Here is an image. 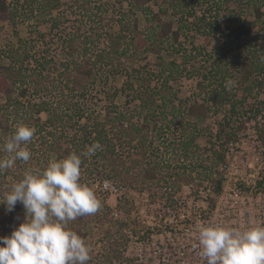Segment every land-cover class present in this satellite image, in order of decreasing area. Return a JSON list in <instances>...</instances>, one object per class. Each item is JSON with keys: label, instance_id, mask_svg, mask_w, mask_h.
<instances>
[{"label": "trees", "instance_id": "trees-1", "mask_svg": "<svg viewBox=\"0 0 264 264\" xmlns=\"http://www.w3.org/2000/svg\"><path fill=\"white\" fill-rule=\"evenodd\" d=\"M71 1L80 9H86L87 4L91 3V0ZM134 1L140 5L152 1L157 7L156 11H148V27L140 31L135 21L127 22L125 28L130 32L127 39H125V30L109 31L106 34L108 45L100 51H94L88 46L101 33H89L82 37L74 33L66 39L61 56L56 57L45 46L52 39L48 37L45 44L43 42L39 44L48 34L36 30L31 31L34 33L32 40L18 35L15 37V44L6 50L8 63H2L4 54L0 49V93L4 97L0 105V149L14 131L15 125L22 123L35 129L34 136L27 144L32 153L30 161L27 163L17 161L14 168L0 172V194L6 187L21 179L27 168L40 165L44 158L54 155L60 159L73 152L79 155L94 142H99L102 147L95 155L81 157V182L86 185L89 182L88 186L101 201V208L93 215L68 222L67 227L83 238L90 245L92 252L95 241L91 243L84 238L89 223L98 220L110 224L111 227L106 233L109 248L101 253L105 258L103 261H107L108 264H112V260L118 256L114 253L115 243L122 238V230L128 225V221L126 216L123 219L108 217L111 208L105 201V193L99 189L100 181L104 177L115 179L120 183H150V181L157 183L155 170L165 163L148 160L146 161L148 168H143L141 163L145 158L146 149L154 142L164 140L168 141L167 147L173 150L176 146H180L183 156L194 155L191 161L187 159V163L175 168H197L198 175L213 174L216 194L222 190L224 181L223 175L212 169L217 159L216 154L212 158L206 157L203 153L193 154L197 148L195 147L196 128L191 126L189 121L184 120V115L196 113L195 109L200 108V105L193 102L185 106L181 101L176 104L177 97L169 86L170 80H177L185 67H180L174 59L169 60L159 55L156 57L159 71L150 74L152 79L150 76L147 77L146 71L143 70L145 65L135 68L138 58L144 59L147 52L158 54L163 49L169 50L174 47L179 37V30L185 22L183 17H190L195 12L193 1ZM231 1L236 3L237 7L224 6L229 22L227 32L220 37L221 44L214 50V54H208L206 57L205 71H199L200 69L196 71L201 82L209 81L208 85L215 82V91L219 90L223 93L220 99L217 95L214 97V106L217 112L218 104H225L215 134V137L224 140H228L234 134L229 127L233 119L241 125L243 117L247 118L249 109L247 98L248 94L252 93V86L259 83L260 88H264V33L260 35L259 43L247 44L240 40L241 36L254 33L258 27L255 19L249 20L243 17L244 10L253 7L259 12L264 0ZM60 5L61 0H21L18 1V5L10 6L8 0H0V26L5 21L14 24L15 19L21 13H25L32 16L39 24H46L51 29L62 20L55 14ZM189 8L190 10L187 11ZM167 13L172 15V19L164 21L162 16ZM203 15L204 13L197 19L201 28H205L204 23L200 21L205 19ZM180 20L183 22L181 23ZM175 24L176 27L173 28ZM209 28H212L211 23ZM215 29L217 30L218 27H213V31ZM183 56L186 54L183 53ZM101 73L113 78L117 74L125 73L126 78L120 89H112V86L105 85L102 92L109 100H113L118 93H123L127 104L132 100L136 101L137 105L132 109L126 107L125 111L111 110L107 105L102 116L101 108L93 103L95 84L92 83ZM135 80L139 81L136 87L133 86ZM227 80L234 82L230 90L225 87ZM240 88L244 90L242 96L236 93ZM57 94L60 95L56 97ZM258 104L264 110V101L261 100ZM205 108L208 110V107ZM260 108L257 105L254 113L260 111ZM250 110L252 111L253 108ZM42 114H44L43 119ZM170 125L181 126L180 136L168 137L167 130L170 129ZM119 148L126 150L128 161L123 158L122 153L117 152ZM135 148L137 151L132 150ZM3 154L0 151V155ZM165 166L170 165L167 163ZM137 168L138 170L134 171ZM176 170L178 171L177 168ZM180 179L185 178L178 177L177 180ZM260 183L261 180L258 181V185ZM164 195L160 192L161 197ZM168 196L173 201V196ZM119 207L128 210L125 202ZM23 218L24 209L21 204H17L11 213L6 212L5 207L0 205V236L9 235ZM97 264L102 263L100 261Z\"/></svg>", "mask_w": 264, "mask_h": 264}, {"label": "rangeland", "instance_id": "rangeland-1", "mask_svg": "<svg viewBox=\"0 0 264 264\" xmlns=\"http://www.w3.org/2000/svg\"><path fill=\"white\" fill-rule=\"evenodd\" d=\"M18 1L21 0H8L10 6L18 5ZM190 1H193L195 12L190 17H183L185 22L180 20L181 23L183 22V27L179 30V37L174 45L175 48L163 49L158 54L149 51L145 54L144 59L143 57L138 58L139 61L137 60L135 68L145 65L146 67L143 70L146 71L147 77L151 73H158L159 69L156 65L158 60L156 57L159 55L169 60L174 59L180 64V67H185L177 80H170L169 86L177 97L175 100L176 104L181 101L185 106L193 102L200 105V108L195 109L196 113H185L184 115V120L189 121L191 126L196 128L195 147L197 148H195V153L193 154L196 155L197 153L199 155L203 153V155L210 158L216 154L215 157L217 159L214 166H217V163L219 164L222 160L220 156L223 152L226 149L229 150V148L233 150V157H237L235 164L238 165L239 174H230L228 179L223 177V185L225 187L227 184H236L245 195L244 203L240 204L241 202L236 197L227 196V198H220L221 194L219 197H215L216 190L214 188L213 174L198 175L197 172L196 176L193 177L190 174L192 172L191 169L186 170L176 167L177 169L179 168L178 171L176 170L175 165L180 166L182 163H187L188 160L191 161L194 155L193 157L190 154L187 157L183 156L180 152V146H176L174 150L168 148L166 144L168 141L154 142L153 145L146 149L145 158L141 164L143 168H148L149 165L147 166L146 161L155 160L170 165L165 166L164 164V166L162 165V167L155 170V176L158 177L157 183L154 181H150V183H120L109 177L102 179V181L109 180L117 186L123 187L121 192L105 193V201L111 208L108 217L123 219L126 216L128 221V225L122 230L124 241L119 238L118 243L114 242L116 245L114 253L118 256H115L112 264H194L192 262L193 250L189 248L191 246L189 244L186 246L187 258L176 257L178 244L175 243H177V239L182 238L180 228L185 223L178 218L181 214L189 215L188 219H194L200 213V220L204 223L215 226L216 222L217 225H220L218 222L223 220V227L238 228L241 231L249 227L264 225V110L258 104L261 100L264 101V88H260L259 83L252 86V93L248 94L247 98V106L249 107L246 114L247 118L243 117L241 125L237 121H233L235 120L233 119L229 127L232 128L234 134L228 140H224L223 138L215 137V134L217 123L225 104L219 103L217 112H215L214 106V97L217 95L220 99L223 93L219 90L215 91V82H212V85H208L209 81L201 82L198 78V72H196L199 69V71H205L206 57H208V54H214V50L221 44L220 37L227 32L229 20L224 6L228 5L230 8H236L237 5L231 0ZM90 2L87 4L86 9H80L71 0H61V5L55 14L59 15L62 20L51 29L46 24H39L32 16L25 13H21L15 19L14 24L8 21L2 22L0 26V49L4 54L2 63H8V59L5 56L6 50L15 44L17 35L32 40L31 37H33L34 33H31V31H42L48 34L39 44H42V42L45 44V41H48V37L52 39L45 46L54 56L58 57L61 56L69 35L77 33L82 37V35L89 33H101L88 46L94 51H100L108 45L107 32L125 30V39H127V35L130 33L125 28L127 22L135 21L138 29L143 31L148 27V11H156L157 9L152 1L144 5L136 4L134 0H91ZM189 10L190 8L187 11ZM202 13H204L203 17L205 19L200 21L204 23L205 28H201L197 20ZM171 16V14L167 13L162 16V19L164 21L171 20ZM100 17L102 18L101 21ZM243 17L249 20L255 19L258 27L254 33L241 36L240 40L247 44L259 43L260 35L264 33V4L260 5L259 12L253 7L247 8L243 12ZM214 19L217 21L215 22ZM209 23H211V29L209 28ZM216 26L218 29L213 31V27ZM175 27L176 24L173 28ZM92 36L95 37V35ZM82 46L83 43L81 44ZM183 53L186 56H183ZM200 65H203V67ZM106 77L109 79L107 80ZM125 78V73L117 74L114 78L101 73L92 81L95 84L93 85L95 86L93 103L101 108L102 116L107 105L110 106L111 110L116 111H125L126 107L132 109L137 105V102L132 100L127 104L123 93H118L113 100H109L105 97V93L102 92L105 85L108 87L112 86V89H120ZM138 85L139 81L135 80L133 86L136 87ZM236 93L238 96H242L244 90L241 88L237 89ZM59 95L57 94L56 97ZM3 101L4 97L0 93V105ZM257 105L261 110L254 113ZM205 106L208 107V110H206ZM250 108H253V110L251 111ZM43 118L44 114H42ZM180 128L181 126L170 125V129L167 130L168 137L180 136ZM150 133L149 135H151ZM152 135H154V131H152ZM132 150L137 151V148ZM125 151L119 148L117 152L122 153L123 158L128 161L129 158H127ZM190 153L192 155V152ZM50 158L56 157L50 155V157L44 158L40 165H35L34 168L41 169L45 167ZM137 170L138 168L134 171ZM255 171L258 172L261 183L253 186L251 180ZM178 177H184L185 179L177 180ZM205 179L209 181L213 189L212 195L202 196L196 190L198 185H202L201 183ZM168 186L175 192V198L172 197L173 201L168 196L171 195L169 194L170 192H167V194L163 192L164 188ZM160 192L165 194L164 197L160 196ZM207 201L211 204H208L207 208H205ZM215 201H217L219 209L213 208L214 210L211 211V205ZM122 202H125L128 208L127 211L119 207ZM226 203H234L237 206L232 209L224 208L222 211L220 207ZM238 204L240 207H238ZM214 206L215 204L212 207ZM168 207L171 210H167ZM205 211H208V213ZM215 212L216 214L214 215ZM172 213H176V215L174 216ZM168 217H173L172 221H169ZM107 224L98 220L89 223L84 238L91 243L95 241V247L87 264H97L100 261L102 264H108L107 261H103L105 258L101 256V253L103 254L104 250L109 248L106 233L111 225ZM170 237L173 238V241H169L168 238Z\"/></svg>", "mask_w": 264, "mask_h": 264}, {"label": "clouds", "instance_id": "clouds-1", "mask_svg": "<svg viewBox=\"0 0 264 264\" xmlns=\"http://www.w3.org/2000/svg\"><path fill=\"white\" fill-rule=\"evenodd\" d=\"M232 80L225 82L231 89ZM35 129L17 124L3 143L0 172L29 162L27 144ZM94 142L81 154L75 152L50 158L41 169L27 168L21 179L0 194V205L11 213L17 204L24 209L23 221L7 236H0V264H87L91 247L68 222L97 213L101 201L81 182V157H91L101 149ZM198 255L202 264H264V225L243 231L201 223L197 227Z\"/></svg>", "mask_w": 264, "mask_h": 264}, {"label": "built area", "instance_id": "built-area-1", "mask_svg": "<svg viewBox=\"0 0 264 264\" xmlns=\"http://www.w3.org/2000/svg\"><path fill=\"white\" fill-rule=\"evenodd\" d=\"M220 157L222 158V160L219 164L217 163V166H214L212 168L213 171L217 169L218 172L221 173L223 175V177L227 178V179L229 178L230 174H239L238 165L235 164L236 163L235 160L237 157H233V150H231L230 148H229V150L226 149ZM178 164H180V163H178ZM183 164H185V163H183ZM177 166H179V165H177ZM186 170H188V169H186ZM191 171H190L191 172L190 174L193 177H195L197 172H198L197 168L191 169ZM252 177H253V179L251 180V182H252L253 186H255L258 184V181L260 180L258 177V172L255 171V173L252 174ZM207 179L203 180L201 183L202 185H200V186L198 185V187L196 188L197 192L202 196H207V195L213 194V192H212L213 189L211 188V185ZM99 189L104 193H108V192L116 193V192H121V189H123V187L119 186V185L117 186L116 184H114L113 182H111L109 180H103L99 184ZM163 192L165 194H167V192H170L169 194H171L173 196V198H175V194H174L175 192H174V190H172V188L170 186L165 187ZM220 194H221V196H220ZM217 196L218 197L220 196V198H223V197L227 198V196L232 197V198L236 197L241 202L240 204L244 203V197H245L243 191H241V189L236 184H232V185L227 184L225 187L223 185L222 190L219 192V194L215 195V197H217ZM208 204H211V203L207 201L205 208H207ZM214 204H215V206L212 207ZM214 204L211 205V208H210V209H212L211 211H213L214 209H216V210L219 209V207H218L219 205L217 204V201H215ZM234 206H237V205H235L234 203L233 204L226 203V204H223L220 207V209L223 211L224 208H228V209L231 208L232 209ZM238 207H240L239 204H238ZM167 210H171V208L168 207ZM205 212L208 213V211H205ZM172 214H174V216L176 215V213H172ZM215 214H216V212L214 213V215ZM170 216H171V214H170ZM179 216H180V217H178V218H180L179 220H183L185 223L180 228V233L182 235V238L177 239V243L174 242L175 244H178V250L176 251V253H177L176 257L181 258V259L187 258L186 257V255H187L186 254V252H187L186 246L189 244L192 246V247L190 246L189 248L191 250H193L192 251V253H193L192 262L194 264H202V261L198 255L199 248H198V241H197V235H196L197 227L201 223H204L203 221L200 220L201 214L198 213V216L195 217L194 219H188L189 215H184V214L182 215L181 214ZM168 218H169V221H172L173 217H168ZM218 223L220 224V226L224 225L223 220L219 221ZM216 225H217V222H216ZM168 239H169V241H173V238H171V237ZM182 264H184V263H182Z\"/></svg>", "mask_w": 264, "mask_h": 264}]
</instances>
